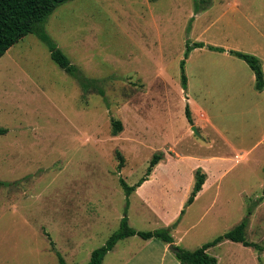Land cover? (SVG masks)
<instances>
[{"label": "rangeland", "instance_id": "obj_1", "mask_svg": "<svg viewBox=\"0 0 264 264\" xmlns=\"http://www.w3.org/2000/svg\"><path fill=\"white\" fill-rule=\"evenodd\" d=\"M44 30L103 80L105 97L83 91L34 34L0 57V264H57L58 254L87 264L125 208L129 226L171 227V246L187 250L250 210L245 238L264 245V89L246 62L206 46L185 58L186 90L179 65L186 41H200L254 54L264 73V0H70ZM156 152L126 198L118 177L134 185ZM197 168L204 185L184 207ZM207 252L216 264H264V251L230 239ZM101 264L181 263L170 244L133 235Z\"/></svg>", "mask_w": 264, "mask_h": 264}, {"label": "trees", "instance_id": "obj_2", "mask_svg": "<svg viewBox=\"0 0 264 264\" xmlns=\"http://www.w3.org/2000/svg\"><path fill=\"white\" fill-rule=\"evenodd\" d=\"M67 1L70 0H0V57L22 37L27 34H34L39 40L47 45L51 59L67 74L73 77L83 91H95L105 97V91L102 86L103 80L85 77L79 68L70 61L68 56L59 47H57L44 30V24L48 16L56 7ZM204 46L210 50L226 52L246 62L254 75L255 90L262 91L264 89V73L261 61L256 55L234 49H225L210 44L205 45L200 41L190 43L189 40L185 43L184 58L181 59L179 63L181 70L180 83L182 89L186 90L187 88V77L183 69L185 58H187L192 49ZM184 112L187 121L189 124H192V117L187 103ZM111 125L113 133H117L122 129L121 122L117 119H112ZM5 131L6 129L0 127V134L5 133ZM162 157V152L154 153L149 160L144 176L140 177L134 185H129L121 176L118 177V181L125 192L126 198H128L136 187L141 185V183L147 179L152 168L162 159ZM118 158L119 163L117 167L119 169L122 166L123 157L118 153ZM194 177L195 181L189 196L185 201L184 207L190 205L196 194L202 189V185L205 181V173L200 168H197ZM127 206L128 201L126 202V207ZM183 213L184 209L180 211L179 216L171 224L172 227L177 224ZM250 214L251 211L248 210L247 214L232 229L215 237L211 241L203 243L201 246L193 250H187L178 245H172L175 257L181 264H216V258L211 256L207 252V249L216 245L223 239L241 242L244 246H254L258 252L264 251V245L256 244L245 238V229L248 225ZM170 228L171 227H162L152 231L136 230L129 226L125 208V214L120 219L118 229L109 236L103 245L91 251L87 264H101L105 255L112 250L119 240L133 235H137L143 239L159 238L165 243L172 244L174 239L170 234ZM57 264H67L60 254H58Z\"/></svg>", "mask_w": 264, "mask_h": 264}, {"label": "crops", "instance_id": "obj_3", "mask_svg": "<svg viewBox=\"0 0 264 264\" xmlns=\"http://www.w3.org/2000/svg\"><path fill=\"white\" fill-rule=\"evenodd\" d=\"M226 53V52H225ZM254 76V75H253ZM189 102H191L189 99H188ZM202 116L201 118H203L207 124H209L212 128H214L216 130V128L211 125V122H210V119H208V115L205 113V112H201ZM208 126V125H206ZM217 131V130H216ZM199 132V131H198ZM200 134V133H199ZM220 134V133H219ZM196 135V134H195ZM221 136V135H220ZM204 185V184H203ZM116 245V244H115ZM115 247V246H114ZM114 247L112 248V250L114 249ZM112 250H110L109 252H111Z\"/></svg>", "mask_w": 264, "mask_h": 264}, {"label": "water", "instance_id": "obj_4", "mask_svg": "<svg viewBox=\"0 0 264 264\" xmlns=\"http://www.w3.org/2000/svg\"><path fill=\"white\" fill-rule=\"evenodd\" d=\"M191 129H192V131H193L194 134L199 135V132H198V130L196 129L195 125H192V126H191ZM170 247H171V249H172L171 244H170Z\"/></svg>", "mask_w": 264, "mask_h": 264}]
</instances>
